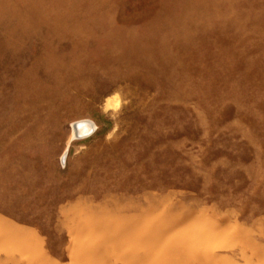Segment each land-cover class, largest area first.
Listing matches in <instances>:
<instances>
[{
  "label": "rangeland",
  "instance_id": "1",
  "mask_svg": "<svg viewBox=\"0 0 264 264\" xmlns=\"http://www.w3.org/2000/svg\"><path fill=\"white\" fill-rule=\"evenodd\" d=\"M0 264H264V0H0Z\"/></svg>",
  "mask_w": 264,
  "mask_h": 264
},
{
  "label": "bare ground",
  "instance_id": "2",
  "mask_svg": "<svg viewBox=\"0 0 264 264\" xmlns=\"http://www.w3.org/2000/svg\"><path fill=\"white\" fill-rule=\"evenodd\" d=\"M77 123L73 125L74 138L75 137L81 138V137H84L85 135L87 136L88 134L92 133V131L94 130L93 128L94 126L91 122L80 121ZM77 133H79L80 135H84V136L77 137Z\"/></svg>",
  "mask_w": 264,
  "mask_h": 264
},
{
  "label": "water",
  "instance_id": "3",
  "mask_svg": "<svg viewBox=\"0 0 264 264\" xmlns=\"http://www.w3.org/2000/svg\"><path fill=\"white\" fill-rule=\"evenodd\" d=\"M89 135V134H88ZM80 136H84V135H80L79 133H77V137H80ZM86 136V135H85Z\"/></svg>",
  "mask_w": 264,
  "mask_h": 264
}]
</instances>
